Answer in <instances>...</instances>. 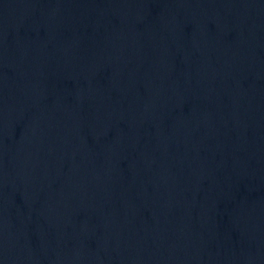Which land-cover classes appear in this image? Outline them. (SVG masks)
<instances>
[{"label":"water","instance_id":"1","mask_svg":"<svg viewBox=\"0 0 264 264\" xmlns=\"http://www.w3.org/2000/svg\"><path fill=\"white\" fill-rule=\"evenodd\" d=\"M0 264H264V0H0Z\"/></svg>","mask_w":264,"mask_h":264}]
</instances>
